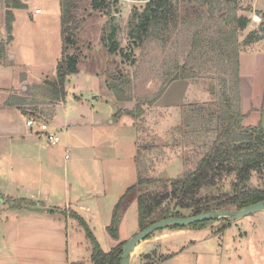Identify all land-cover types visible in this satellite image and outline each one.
Listing matches in <instances>:
<instances>
[{"label": "rangeland", "instance_id": "rangeland-1", "mask_svg": "<svg viewBox=\"0 0 264 264\" xmlns=\"http://www.w3.org/2000/svg\"><path fill=\"white\" fill-rule=\"evenodd\" d=\"M11 1L0 0V42L7 41L6 12L12 11L14 12L12 30L14 38L9 51L18 56L29 53L30 61L36 60L32 63L37 67L28 68L31 82L36 79L40 70L43 72V75L39 73L43 76L40 79L41 82L46 79H56L57 65L62 59L63 51L60 0H19L26 4V8L20 10L8 9L7 3ZM184 2L186 1L180 0L178 3L181 4L179 5L181 8L186 6ZM145 4L146 1L141 0H110V10L96 11L92 7V0H79L76 21L72 25V28L76 30L72 38L75 39L77 45L76 48L70 47L68 50V53L72 55L76 54V49L80 50L79 73L67 79L65 100L62 102L63 105L57 106L59 124L64 122L62 118L67 113L70 115V112L83 115V119L89 120L93 105L96 107L94 112H103L102 117H106L109 112L113 111L112 117L115 118V122L124 117L128 125L134 124L135 129L130 130H133V134L136 132L137 150L130 141L132 136L129 129H125L126 132L119 136L116 133V127L110 125L111 120L106 123V129L112 136V145L109 148H111L110 153L113 157L119 155L124 159V156L138 151L137 178H134L132 184L126 186L125 192L137 184L139 179L178 178L184 172L182 152L189 150L195 154L196 148L197 152L203 150L202 144L216 134V130H213L218 125L217 122L212 121V125H204L194 133L186 132L185 129L188 114L194 115L190 122H196L202 116L200 115L202 108L204 121L211 122V114L218 112L219 102L217 95L213 93V88L216 92L218 91L220 80L213 65H210L211 69L207 65L206 71L200 78L172 83L158 102L152 105L148 103L160 93L166 81L174 76L177 66L186 65L190 68L199 65L200 67L202 63L200 64L199 61L198 64L193 63V46L187 27H182L178 35L166 46L155 42L147 43L144 47H134L128 36L129 23L135 10L142 12ZM38 10L41 13L38 14ZM182 10L181 12H184ZM253 10L255 12H252ZM237 12L239 16L251 18L247 29L239 34V42L244 43L251 33L262 37L258 43L245 46L241 50V110L244 115L248 116L243 124L246 127L262 124L264 127V32L261 29L264 24V0H239ZM113 24L118 26L117 40L120 44L118 51L114 54L110 53L109 43L106 41ZM103 38L105 40L102 41ZM18 68L14 73L7 71L0 73V100L6 90L12 87L17 90V96L27 97L29 93L35 92L33 87L36 83H23L24 85L20 83ZM36 82L41 83L38 80ZM40 92L41 90H38L36 95ZM116 94L121 97L130 96L132 101L118 102ZM78 99L80 102L77 101ZM37 102L38 104L27 107L30 110V115H27L28 120L35 118L49 124L52 119L51 115L55 113V105L43 104V99H37ZM102 103L107 104L102 105ZM142 106H144V114L138 118L126 114L120 118L116 117L118 113L126 110L138 113L137 108ZM49 126L50 131L57 133L54 125L49 124ZM38 130L37 127L33 129L36 135H39L36 133ZM65 131L61 130V132ZM37 140L41 144V149L46 153L56 152L63 143L62 141L58 145H52L45 137ZM112 172L116 173L113 169ZM107 180L106 172L105 186ZM255 182L260 181L255 178ZM120 187L121 184L114 183L111 189L107 188L108 197L102 199L100 203H95L97 211H93V214L87 213L93 216V220L90 221L87 216L84 218L87 223L83 220L101 249L106 253L118 244L109 235L107 228L111 224L115 206L124 195L119 192ZM156 189L155 185L145 184L143 192ZM116 195L120 196L115 197ZM59 209L63 210L65 217L75 220L74 225L70 224L69 245L72 263L93 264L91 260L93 244L86 225L79 222L78 215L73 211L64 209V207L58 208L57 211H60ZM221 222L223 221H214L211 225L221 227ZM225 224L227 223H222V225ZM238 228L242 232H245V229L248 236H244V233L235 230L236 227L233 226L230 232H227V236L221 237L220 234H214V237L218 238L220 244H225L230 258L235 255L234 264H264V212L245 217ZM173 231L175 230L158 231L152 237L153 239L142 242L135 250L131 264H194L191 257L178 254L181 249L176 251L175 255H178L173 261L160 262L163 256L158 255L155 250L162 247L159 245H166V242H170L166 235ZM139 232L138 205L136 201H133L120 226V241H128ZM171 242L174 241L171 240ZM0 243L4 244L2 241ZM142 244L143 246L148 244L149 249L141 248ZM182 245L189 246V242H184ZM212 246L216 247V245ZM216 249H219V246ZM223 254L227 255L226 252Z\"/></svg>", "mask_w": 264, "mask_h": 264}, {"label": "trees", "instance_id": "trees-1", "mask_svg": "<svg viewBox=\"0 0 264 264\" xmlns=\"http://www.w3.org/2000/svg\"><path fill=\"white\" fill-rule=\"evenodd\" d=\"M141 1H146L142 12L135 10L129 23L128 36L134 47H144L147 43L155 42L166 46L178 35L182 27H187L193 46V63H202L200 67L177 66L174 76L166 81L160 93L148 103L152 105L158 102L172 83L200 78L206 68L213 65L220 80L218 91L213 88L219 102L218 112L211 114V122L204 121L202 108V116L196 122H190L194 115L188 114L185 129L186 132L194 133L204 125H212L213 122L218 125L213 130H216V134L202 144L203 150L197 152L196 148L195 154L189 150L182 152L184 172L178 178L139 179L137 184L124 193L114 208L111 224L107 228L109 235L118 243L110 252L106 253L101 249L83 219L77 218L81 224L86 225L88 235L92 239L93 264H121L122 248L127 241H120V226L133 201L138 205L140 231L168 218L193 217L216 210H241L264 202V127L262 124L255 127L244 126L248 116L241 110V50L262 40L256 33H251L244 43L239 42V34L247 29L251 18L238 15L239 0H181L186 1V6L182 8L179 6L181 4H178L180 0ZM11 2L7 3L8 9L26 8V4L19 0ZM60 3L63 51L62 59L57 65L56 79H46L40 84L32 82L36 83L33 87L35 92L29 93L27 97L12 96L7 102L8 106H17L25 115H30L27 107L38 104L37 99H43V104L55 105L56 108L65 100L67 79L79 73L80 50L76 49V54L73 55L68 53L70 47L76 48L77 45L72 38L75 30L72 25L76 21L79 0H60ZM92 7L96 11L110 10V0H92ZM181 9L184 12H181ZM6 21L8 38L6 42L0 43L1 64L7 62V46L13 40L14 12H6ZM261 29L264 32V24ZM117 36L118 26L113 24L106 40L112 54L120 47ZM38 90L41 92L36 95ZM116 95L118 102L132 101L130 96ZM30 98L34 100H29ZM143 107L137 108L138 113L126 110L118 113L116 117L120 118L126 114L138 118L144 114ZM136 161H139V158H136ZM255 178L260 182L256 183ZM145 184L155 185L157 189L143 192ZM4 199L7 205L15 209L34 206L30 201L6 199L0 194V201ZM222 221L227 225L231 224L228 220ZM213 222L170 229H202ZM153 236L154 234L147 240ZM161 258L160 262L168 257Z\"/></svg>", "mask_w": 264, "mask_h": 264}, {"label": "crops", "instance_id": "crops-1", "mask_svg": "<svg viewBox=\"0 0 264 264\" xmlns=\"http://www.w3.org/2000/svg\"><path fill=\"white\" fill-rule=\"evenodd\" d=\"M11 44L7 46V62L0 63V73H14L19 67L22 85L37 80L41 82L42 70L37 73V80L33 79L32 82L28 73V68L37 67L32 63L36 60L30 61L29 53L13 55L9 51ZM16 93L13 87L7 89L0 100V192L6 199L30 201L34 206L29 208L49 211L29 210L28 206L15 209L7 205L5 199L0 201V241L4 243H0V264H73L69 242L70 224L74 225L75 220L65 217L63 210H57L64 207L83 220L87 216L92 221L93 216L87 213L97 211L95 203L108 197L107 188L111 189L114 183L121 184L119 192L125 193L126 186L137 178L138 151L124 156V159L119 155L113 157L109 148L112 136L106 129V123L111 120L110 125L116 127L119 136L126 132L125 129L135 127L133 123L128 125L124 117L115 122L113 111L102 117L103 112L93 111L95 105L91 107L93 110L90 111L89 120L83 119V115L70 112V115L67 113L62 118L64 122L59 124L56 107L49 124L54 125L63 143L56 152L46 153L37 140L43 137L36 135L27 126L28 116L17 106L7 105L10 97L18 95ZM77 101L80 102L79 99ZM59 104L63 105L62 102ZM62 129L66 131L61 132ZM130 133V141L137 150L136 132L133 134V130H130ZM106 172L108 180L105 186ZM244 219L231 222L230 226L222 225L224 222H221V227L209 225L202 229L175 230L166 235L169 243L165 241L166 245H159L163 248L154 250L163 258L168 257L164 260L167 263L173 261L176 255L183 254L191 257L194 264H234L235 255L230 258L225 244H220L214 234L227 236V232L235 226V230L248 236L245 229L242 232L238 228ZM184 242H189V246L182 245ZM143 245L141 248L149 249L148 244ZM218 246L219 249H216ZM179 249L181 252L175 255Z\"/></svg>", "mask_w": 264, "mask_h": 264}, {"label": "water", "instance_id": "water-1", "mask_svg": "<svg viewBox=\"0 0 264 264\" xmlns=\"http://www.w3.org/2000/svg\"><path fill=\"white\" fill-rule=\"evenodd\" d=\"M29 210L34 211H49L48 209L41 208H29ZM264 212V202H260L251 206H248L241 210H220V211H210L204 212L200 215L186 218H168L156 222L155 224L149 226L143 231H140L134 235L130 240H128L122 248V261L121 264H131L133 259V254L137 247L144 241H146L150 236L158 231L175 228V227H190L197 223L210 222V221H222L228 220L229 222H236L247 216L254 215Z\"/></svg>", "mask_w": 264, "mask_h": 264}, {"label": "built area", "instance_id": "built-area-1", "mask_svg": "<svg viewBox=\"0 0 264 264\" xmlns=\"http://www.w3.org/2000/svg\"><path fill=\"white\" fill-rule=\"evenodd\" d=\"M38 14L41 13L37 12ZM27 126L31 128L32 130L39 128V130L36 132L37 134L45 137L47 141L52 144V145H58L61 141V138L59 134L50 131V126L47 123L41 122L35 118H31L30 120L27 121Z\"/></svg>", "mask_w": 264, "mask_h": 264}]
</instances>
